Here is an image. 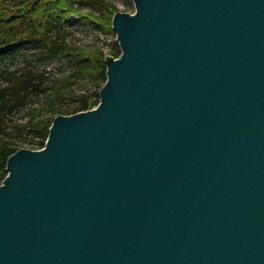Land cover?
Instances as JSON below:
<instances>
[{
    "label": "water",
    "instance_id": "95a60500",
    "mask_svg": "<svg viewBox=\"0 0 264 264\" xmlns=\"http://www.w3.org/2000/svg\"><path fill=\"white\" fill-rule=\"evenodd\" d=\"M96 108L0 185V264H264V0H133Z\"/></svg>",
    "mask_w": 264,
    "mask_h": 264
},
{
    "label": "trees",
    "instance_id": "16d2710c",
    "mask_svg": "<svg viewBox=\"0 0 264 264\" xmlns=\"http://www.w3.org/2000/svg\"><path fill=\"white\" fill-rule=\"evenodd\" d=\"M117 12L106 0H0V185L7 175L8 159L20 150L14 137L24 135L34 150L42 149L54 118L61 114L55 104L63 100L64 93L75 85L86 89L71 96L76 108L69 115L98 105L109 59L121 54L119 45L115 41L111 56H105L95 44L85 48L72 42L69 28L79 25L84 34L94 31L98 42L99 34L114 35L112 22ZM18 58L25 65L10 70ZM54 63L65 70L49 78L46 68ZM28 106L26 120L13 123L11 114Z\"/></svg>",
    "mask_w": 264,
    "mask_h": 264
},
{
    "label": "rangeland",
    "instance_id": "374dc122",
    "mask_svg": "<svg viewBox=\"0 0 264 264\" xmlns=\"http://www.w3.org/2000/svg\"><path fill=\"white\" fill-rule=\"evenodd\" d=\"M107 2H110L111 4H114L116 8L118 9V12L122 13H128L132 14L134 12V5L133 0H106ZM97 13H99L97 11ZM69 31L71 33V40L77 45L84 46L85 48H91L94 44L97 45L99 48L102 49L105 56H111L110 49L113 45V43L116 41V35H109V36H102L101 34L98 35V42L96 41V32L90 31L88 34H84L79 27V25H73L69 28ZM118 58V57H117ZM25 65V61L22 58L16 59L14 61L13 65H9L10 70H16L19 68H22ZM36 69H42L41 66L33 64L32 65ZM1 67V66H0ZM59 67V68H58ZM65 70V66L60 65L58 63H54L51 66L46 68L47 72L46 75H48L49 78L56 77L59 74H62V72ZM45 75V76H46ZM89 86H86L87 88ZM86 89L79 88L78 85L73 86L69 92H66L63 94V100L61 102H57L55 106L60 107V112L62 116H69L70 113L74 112V109L76 108V104L72 101L71 96H75L78 94H82L85 92ZM94 89H90V92H92ZM42 100L39 101L41 103ZM30 106L27 108H24L23 110H17L16 112H13L11 116L9 117L13 123H23L27 115L26 113L29 112ZM11 130V129H10ZM9 130V131H10ZM15 134V133H14ZM15 136V135H14ZM24 135H21L19 137H14V142H19L18 146L20 149H29L34 150V148L31 147V145L26 141L23 140Z\"/></svg>",
    "mask_w": 264,
    "mask_h": 264
},
{
    "label": "bare ground",
    "instance_id": "6f19581e",
    "mask_svg": "<svg viewBox=\"0 0 264 264\" xmlns=\"http://www.w3.org/2000/svg\"><path fill=\"white\" fill-rule=\"evenodd\" d=\"M59 68V67H58Z\"/></svg>",
    "mask_w": 264,
    "mask_h": 264
},
{
    "label": "built area",
    "instance_id": "2783aa9c",
    "mask_svg": "<svg viewBox=\"0 0 264 264\" xmlns=\"http://www.w3.org/2000/svg\"><path fill=\"white\" fill-rule=\"evenodd\" d=\"M94 109V108H93Z\"/></svg>",
    "mask_w": 264,
    "mask_h": 264
}]
</instances>
